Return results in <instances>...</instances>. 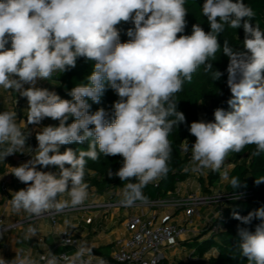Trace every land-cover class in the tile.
<instances>
[{
	"label": "clouds",
	"instance_id": "1",
	"mask_svg": "<svg viewBox=\"0 0 264 264\" xmlns=\"http://www.w3.org/2000/svg\"><path fill=\"white\" fill-rule=\"evenodd\" d=\"M185 5L186 0H0V87L27 98L29 124H39L44 118L59 121V126H46L37 133L35 157L12 168L11 173L28 185L13 193L10 203L14 211L39 217L53 207L62 211L69 204H83L88 197L84 182L87 159L96 161L101 153L123 157L119 170L108 173L129 181L121 204L131 206L145 200L142 189L169 170L170 132L185 122L172 98L199 66L211 71L212 65L206 62L215 59L220 50L217 37L225 26L237 29L242 25L247 51H234L225 41L232 111L217 108L215 122L191 123L189 130L196 138L191 146L197 165L194 170L219 171L229 152H240L247 145H256L255 154L264 152V32L250 23L255 11L243 0H205L202 13L211 31L193 25L191 35L178 38L186 26ZM130 19L134 30L129 29L127 35L131 39L121 43L116 26ZM9 41L10 49L6 47ZM81 57L95 64L88 83L70 91L72 100L35 87L38 78L49 79L54 72L75 68ZM221 75L212 72L213 79ZM23 84L31 86L25 89ZM106 87L120 97L111 122L102 108L89 114L85 99L99 103ZM70 117L75 120L67 124ZM25 140L16 113L0 112V159L21 152ZM86 140L87 150L59 151L62 145ZM37 165L58 166L60 171L58 175L38 171ZM222 179H228L226 172ZM262 182L264 177L255 181ZM230 185L240 187L239 177H232ZM65 193L69 199L58 201ZM232 215L245 224L253 218L264 221V207L247 216ZM28 231L36 235L35 228ZM238 234L240 254L247 257L248 264H264V223L254 233L241 228ZM85 251L82 247L75 253L79 264H89L81 258ZM0 264L38 262L16 256L11 261L0 257ZM46 264H58L55 254L49 253Z\"/></svg>",
	"mask_w": 264,
	"mask_h": 264
},
{
	"label": "trees",
	"instance_id": "2",
	"mask_svg": "<svg viewBox=\"0 0 264 264\" xmlns=\"http://www.w3.org/2000/svg\"><path fill=\"white\" fill-rule=\"evenodd\" d=\"M235 2V0H234ZM205 0H186L187 15L186 26L181 35H191L193 25H199L205 32L211 31L210 23L202 13V6ZM243 3L250 6L255 11V17L250 20V23L255 27L259 25L264 32V0H243ZM243 23V21H242ZM120 42L125 43L131 39L127 32L129 29L134 30V24L130 19L128 22L122 21L118 24ZM220 44V50L216 53L215 59H209L206 63L212 65L211 71L205 70V65H201L192 74L190 81H185L183 88L173 96V101L176 102V110L180 111L185 116V122L174 126L169 134L171 141V155L167 162L168 172L161 178L149 183L142 189V194L148 201H155L165 198L169 193L175 191L176 185L189 178H196L201 187L205 183L215 185L220 183L222 193L230 194L232 198L223 202L220 212L204 226L203 231L193 236L188 240L187 246L190 251L197 256L203 263L207 264H248L247 257L240 254L239 244L241 237L238 234V229H246L250 233H254L257 225L264 223L258 218H253L250 223H243L240 220L233 218V212L240 216H247L249 212L264 207V182L256 184L255 181L264 177V152L255 154L256 145H247L240 152H229L225 158V165H230L231 169L226 172L228 179H222V175L218 171L208 169L206 176H197L195 170L191 169L192 161V145L195 143V136L190 133V125L192 122H199L198 113L203 110L206 122H215L214 112L217 108H221L226 112L232 111L228 104V100L232 98V93L227 84L228 72L227 68L230 62L229 56L224 51L225 41L234 51H247L244 49L243 41L245 32L241 27L237 29L225 26L224 32L217 37ZM11 48V41L6 45ZM95 61L87 60L86 58H78L76 67L68 71L54 72L50 78H56L58 84L54 88L62 99L72 100L69 95L70 91L80 85L87 84V77L92 73ZM220 72L222 75L218 79L212 78V72ZM87 99L90 105L89 114H94L99 109H104L106 119L111 122L114 117V104L120 100V97L110 87H106L99 103H94L90 98ZM21 101V100H20ZM175 117H169L174 119ZM75 118L70 117L66 122L71 124ZM59 125V124H58ZM93 128L94 125H90ZM82 134V133H81ZM26 135V134H25ZM36 141L33 137L26 135L25 146L35 145ZM89 141L83 143H72L62 145L59 148L60 153L71 148L74 151L77 149L87 150ZM0 159V174H3L6 169L7 158ZM87 159V158H86ZM123 157L120 155L106 156L100 154L99 159L92 161L87 159L85 165L84 182L88 186L103 189V187H113L119 191L118 200H122V192L125 185L129 181H121L116 175L109 177L111 171L115 173L122 166ZM53 165H50L52 167ZM43 166L37 165V170L41 171ZM58 167V166H57ZM65 167H70L65 165ZM59 167L53 174H59ZM232 177H239L240 187L233 189L230 185ZM225 180L224 182H221ZM131 182H136L132 178ZM205 190V189H204ZM11 200L12 196H7ZM213 229H215L213 231ZM100 247L98 250L104 249ZM104 255V254H103ZM102 255V256H103ZM102 259L108 261L109 264H115L110 261L108 255H104Z\"/></svg>",
	"mask_w": 264,
	"mask_h": 264
},
{
	"label": "crops",
	"instance_id": "3",
	"mask_svg": "<svg viewBox=\"0 0 264 264\" xmlns=\"http://www.w3.org/2000/svg\"><path fill=\"white\" fill-rule=\"evenodd\" d=\"M27 106V99L20 101L18 104L17 111L23 114V117H25V110ZM46 126L47 125H44L41 128L43 129ZM42 129L37 130L40 132ZM36 135L37 132L33 133V139L38 142ZM37 147L38 143H36L34 146H25L20 149L21 152H15L14 154L9 155L7 158L5 172L0 174V186L4 184V190H0V219L2 221V226L10 225L22 218L30 216V214L23 210L20 212L14 211L10 203L11 200H9L7 196H12L14 192L21 189H26L28 187L27 184L20 182L11 172L13 170L12 168L19 167L20 165L32 160L36 155L35 149ZM18 159H22L21 164H17ZM196 166L197 165L192 160L191 169L194 170ZM230 169L225 172H229ZM57 170V166H52L50 168L49 166H43L41 168V171L43 172L54 173ZM205 176L206 173L202 175L203 178H205ZM195 180L197 181L196 178H189L178 183L176 185L175 191L173 193H169L165 198L162 199V201L167 202V204H164L159 208L149 206L148 203H142V201H136L131 206L124 205L123 207L110 211H104L98 208L89 210L79 209L81 206L92 203L88 202L87 200H85L83 204L75 207H72L69 204V206L64 209V212L58 217L56 227H52L46 217H41L37 220L35 225L30 224L28 226H21L15 230L2 233L0 235V255L2 258L8 261L15 259L16 256H27L37 261L39 255L51 251H65L68 253H74L76 249L60 244L58 233L60 230L66 229L74 237L81 241L79 249L82 247L85 248V254H90L101 258L104 255H108L109 257L112 251L113 241L117 237L126 234L124 229V221L128 216H154L156 223L159 224L178 223L186 225V219L184 218L183 213L176 212V209L173 207V198L178 196L181 197L180 199H182L189 192H192L194 190ZM224 181L225 180H222L221 182ZM68 199L69 197L67 193L57 197L58 201ZM102 202H105V200L101 201L100 203ZM216 209V206H211L206 208V210L202 213L209 217V219L206 221V224L214 219ZM93 215L96 218L93 219L91 224L87 225L85 220ZM197 217H195L190 224H187V234L173 242V248H164V252L168 260L180 263L188 254L192 253L185 243H187L188 240H190L193 236L203 231L204 226H206L203 223L201 224ZM29 228L36 229L35 236L26 232ZM100 247L105 248L98 250Z\"/></svg>",
	"mask_w": 264,
	"mask_h": 264
},
{
	"label": "built area",
	"instance_id": "4",
	"mask_svg": "<svg viewBox=\"0 0 264 264\" xmlns=\"http://www.w3.org/2000/svg\"><path fill=\"white\" fill-rule=\"evenodd\" d=\"M22 159L17 160V164H21ZM197 168V166H196ZM195 168V169H196ZM208 169L195 170L197 176H202ZM0 190H4V184L0 186ZM232 196L230 194H218V195H196L189 194L180 199V208L184 218L186 219V225L178 223H156L154 216L143 217L142 215H131L126 217L124 221L125 235L117 237L112 243V251L109 259L115 264H207L203 263L193 253L188 254L184 260L177 263L172 260H168L164 248H173V242L181 237H184L187 232V224H190L192 220L198 216L199 210L205 207L216 206L215 215H218L223 202L230 200ZM118 202V201H117ZM149 206L156 208L162 207L167 202H163L162 199L149 201ZM121 202L115 203V201L107 200L102 203L89 204L81 206L79 209H102L104 211H110L116 208L123 207ZM176 204H173V207ZM64 212L57 211L54 207L48 210L45 214L37 217L34 215L22 218L10 225L2 226L0 219V235L4 232L15 230L21 226L35 225L37 220L41 217H46L52 227H56L58 217ZM96 217L93 215L85 220L87 225L91 224ZM215 229H213L214 231ZM27 233H30L27 229ZM60 244L66 247L76 249L74 253H68L65 251H51L58 259V264H79V261L75 259V253L79 250L81 241L74 237L68 230H60L58 233ZM49 253H43L38 256V264H46V260L49 257ZM1 257V255H0ZM43 258V259H42ZM83 260L88 261L89 264H99L102 260L105 264H109L108 261L101 257L83 254L81 257ZM8 261V260H6Z\"/></svg>",
	"mask_w": 264,
	"mask_h": 264
},
{
	"label": "rangeland",
	"instance_id": "5",
	"mask_svg": "<svg viewBox=\"0 0 264 264\" xmlns=\"http://www.w3.org/2000/svg\"><path fill=\"white\" fill-rule=\"evenodd\" d=\"M14 78L17 80L19 79L18 77H14ZM57 84H58V81L56 80V78L55 79L54 78H49V79H39L38 78L36 81L35 87L48 89L49 91H53ZM30 86H31L30 84H23V88H25V89L30 87ZM26 99L27 98L22 97L20 95V93L16 92L14 89L5 90L3 87H0V112H4V111L15 112L16 113V123H17L18 127H20V129L22 130V132L24 134H26L30 137H33V133H35V132L38 133L37 129H42L41 127L44 125L54 126V127L59 126L58 125L59 122L57 120H53L51 118H44L39 124H29L27 122L28 106L25 110V117H23V114H21L19 111H17V107H18V104L20 103V100L24 101ZM198 118H199V122L200 121L206 122L203 110L199 111ZM35 143H38V142H35ZM225 163H226V161H224L223 165H225ZM223 165L221 166L220 170L218 171V174L220 176L222 175V173H224L225 171H227L228 169L231 168L230 165H226V167H223ZM87 191H88V197L86 200L88 202H92L93 204L100 203L103 200H105V201L112 200V201H115V203L121 202L117 198V196L119 195V191L113 187H109V188L103 187V189H97L96 187L88 186ZM193 193L196 195H210V194L218 195V194H222V188H221L220 183H215V185H210L208 183H205V186L201 187L198 184V182L195 180L194 190L192 192H189L187 195L193 194ZM180 198L181 197H178V196L173 198L174 199L173 204H176V206H174V209H176V212H182V209L180 208ZM139 201H142V203H149L150 204V202L146 199L145 200H137V202H139ZM206 208H209V207H205V208L200 209L199 215L197 217L199 222H201V224L203 223L205 225H207L206 221L209 219V217L205 214H202V213L206 210Z\"/></svg>",
	"mask_w": 264,
	"mask_h": 264
}]
</instances>
